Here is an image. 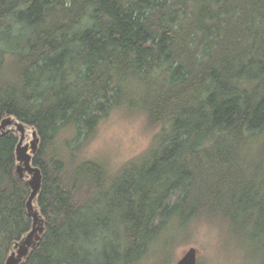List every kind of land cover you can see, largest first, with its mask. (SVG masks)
I'll list each match as a JSON object with an SVG mask.
<instances>
[{"label": "trees", "instance_id": "trees-1", "mask_svg": "<svg viewBox=\"0 0 264 264\" xmlns=\"http://www.w3.org/2000/svg\"><path fill=\"white\" fill-rule=\"evenodd\" d=\"M117 110L157 132L111 172L84 152ZM11 115L43 172L22 264H166L206 219L264 264V0H0ZM19 137L0 135V264L32 229Z\"/></svg>", "mask_w": 264, "mask_h": 264}, {"label": "rangeland", "instance_id": "rangeland-1", "mask_svg": "<svg viewBox=\"0 0 264 264\" xmlns=\"http://www.w3.org/2000/svg\"><path fill=\"white\" fill-rule=\"evenodd\" d=\"M32 132V128L27 129L25 143L32 140ZM156 132L157 129L148 124L143 112L117 110L102 123L84 155L102 162L114 172L127 160L145 152ZM197 224L192 234L184 240L185 243L173 249V255L166 264H176L191 246L198 249V264H254V260L246 258L244 249L237 241L228 236L224 226L207 219ZM146 264L162 262L149 260Z\"/></svg>", "mask_w": 264, "mask_h": 264}, {"label": "water", "instance_id": "water-1", "mask_svg": "<svg viewBox=\"0 0 264 264\" xmlns=\"http://www.w3.org/2000/svg\"><path fill=\"white\" fill-rule=\"evenodd\" d=\"M28 125L14 116H7L0 122V135L11 130L19 132L16 147L17 173L26 178L31 192L26 202L29 216L32 218V229L16 244L4 264H22L29 254L37 247L45 231V219L37 205V199L43 184L42 169L34 164L33 157L39 149L40 137L35 129L32 140L25 143ZM176 264H198V249L194 246L185 250Z\"/></svg>", "mask_w": 264, "mask_h": 264}]
</instances>
